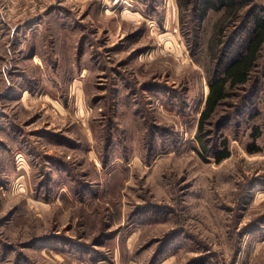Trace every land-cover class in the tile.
I'll return each mask as SVG.
<instances>
[{"label": "rangeland", "instance_id": "rangeland-1", "mask_svg": "<svg viewBox=\"0 0 264 264\" xmlns=\"http://www.w3.org/2000/svg\"><path fill=\"white\" fill-rule=\"evenodd\" d=\"M180 1L0 0V264H264V0Z\"/></svg>", "mask_w": 264, "mask_h": 264}, {"label": "trees", "instance_id": "trees-1", "mask_svg": "<svg viewBox=\"0 0 264 264\" xmlns=\"http://www.w3.org/2000/svg\"><path fill=\"white\" fill-rule=\"evenodd\" d=\"M180 1V0H179ZM226 6H232V0H220ZM181 2V1H180ZM210 0L203 2L201 15H204L209 7L214 6ZM205 3V4H204ZM264 44V19L261 16H254L253 26L244 44L239 48V51L228 61L220 75L214 78H209L207 81L208 91L206 94L204 105L200 111L196 135L199 138L201 147L206 151V144L203 141L205 125L209 118L214 113L219 103L227 96L228 87H235L245 83L249 73L254 66L258 57L259 51ZM258 134L254 135V138ZM252 151H257L256 148ZM229 155V149L226 139L221 141L219 149L214 151L213 157L216 161H220Z\"/></svg>", "mask_w": 264, "mask_h": 264}]
</instances>
